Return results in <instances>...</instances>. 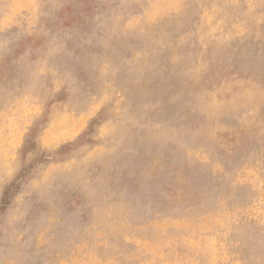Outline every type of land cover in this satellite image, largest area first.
Instances as JSON below:
<instances>
[{"label":"rangeland","instance_id":"obj_1","mask_svg":"<svg viewBox=\"0 0 264 264\" xmlns=\"http://www.w3.org/2000/svg\"><path fill=\"white\" fill-rule=\"evenodd\" d=\"M0 264H264V0H0Z\"/></svg>","mask_w":264,"mask_h":264},{"label":"bare ground","instance_id":"obj_2","mask_svg":"<svg viewBox=\"0 0 264 264\" xmlns=\"http://www.w3.org/2000/svg\"><path fill=\"white\" fill-rule=\"evenodd\" d=\"M237 243V242H236Z\"/></svg>","mask_w":264,"mask_h":264}]
</instances>
